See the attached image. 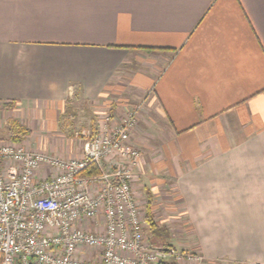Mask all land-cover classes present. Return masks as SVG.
Here are the masks:
<instances>
[{
    "label": "crops",
    "instance_id": "0c3cea01",
    "mask_svg": "<svg viewBox=\"0 0 264 264\" xmlns=\"http://www.w3.org/2000/svg\"><path fill=\"white\" fill-rule=\"evenodd\" d=\"M77 98L96 129L138 109L131 142L161 143L174 249L264 263V0H0V112L29 130L9 139L81 157L62 119Z\"/></svg>",
    "mask_w": 264,
    "mask_h": 264
},
{
    "label": "built area",
    "instance_id": "2783aa9c",
    "mask_svg": "<svg viewBox=\"0 0 264 264\" xmlns=\"http://www.w3.org/2000/svg\"><path fill=\"white\" fill-rule=\"evenodd\" d=\"M136 111L83 130L79 158L0 137V264H162L167 254L173 264H199L191 251H158L143 232L131 186L140 160L130 143ZM90 164L99 174L82 175Z\"/></svg>",
    "mask_w": 264,
    "mask_h": 264
},
{
    "label": "rangeland",
    "instance_id": "374dc122",
    "mask_svg": "<svg viewBox=\"0 0 264 264\" xmlns=\"http://www.w3.org/2000/svg\"><path fill=\"white\" fill-rule=\"evenodd\" d=\"M125 110L128 112L133 109L128 107ZM139 110L141 109L139 108ZM127 112L121 111L118 116L121 117ZM64 116L65 117L62 118L65 127L64 130L67 132L69 129L68 131L71 132L72 138L74 139L73 148L78 155L83 149V138H81L79 134L83 130L93 134L97 130L98 115H96V113L92 111L86 103H83L77 98L72 99L70 103H68L67 111L64 113ZM9 123L10 122L7 121V118H5V113L0 112V136L3 137L5 141H12L9 138H13L12 136L14 135V130H11ZM146 132L149 135H145L144 138L141 139L143 142L140 141L139 143H133L130 138V143L139 150L141 158V161L139 160V166H137L138 168L136 167L137 169L135 168L133 171L134 175L131 183L132 191L135 201L139 206L142 218H144L145 215V204L147 203V200L150 199L152 204L151 213L153 220L168 229L169 235L166 238L168 240L167 242L176 246L178 242L187 237V235L182 232L183 227H186L187 225L184 223L183 217L180 216L179 206L176 201L177 191L173 189L167 181L163 180L162 175L156 171L155 163L160 159L161 143L155 140L152 132L149 133L147 130ZM16 142L27 148L26 143L24 144L22 141ZM143 232L150 242L145 223ZM154 246H159V244L154 243ZM176 249L177 248H175V250ZM162 261L165 263H172L174 261V256L172 254L164 255L162 256Z\"/></svg>",
    "mask_w": 264,
    "mask_h": 264
},
{
    "label": "trees",
    "instance_id": "16d2710c",
    "mask_svg": "<svg viewBox=\"0 0 264 264\" xmlns=\"http://www.w3.org/2000/svg\"><path fill=\"white\" fill-rule=\"evenodd\" d=\"M12 127L15 133V136L13 137L14 140L22 139L24 136H26L29 133V130L27 128L18 125L16 122H13ZM81 174L96 175L99 174V170L95 165L90 164L82 171ZM143 220L147 227L151 245L154 246V243H158L159 246H164L173 249V246L169 244L167 242L168 240L166 239L169 235L168 229L165 226L159 225L152 218L150 199H148L147 203L145 204V215ZM162 264H173V263H165L162 261Z\"/></svg>",
    "mask_w": 264,
    "mask_h": 264
},
{
    "label": "water",
    "instance_id": "95a60500",
    "mask_svg": "<svg viewBox=\"0 0 264 264\" xmlns=\"http://www.w3.org/2000/svg\"><path fill=\"white\" fill-rule=\"evenodd\" d=\"M155 248H156L158 251H166V250L169 249V248L164 247V246H155Z\"/></svg>",
    "mask_w": 264,
    "mask_h": 264
}]
</instances>
